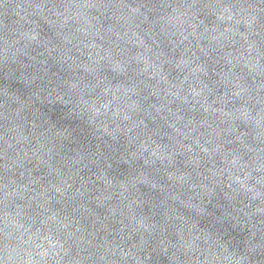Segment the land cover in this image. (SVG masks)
I'll return each instance as SVG.
<instances>
[{"label":"water","instance_id":"obj_1","mask_svg":"<svg viewBox=\"0 0 264 264\" xmlns=\"http://www.w3.org/2000/svg\"><path fill=\"white\" fill-rule=\"evenodd\" d=\"M0 264H114L0 197Z\"/></svg>","mask_w":264,"mask_h":264}]
</instances>
